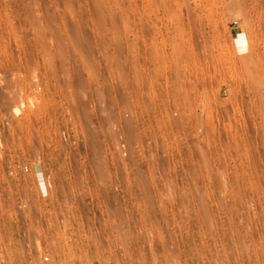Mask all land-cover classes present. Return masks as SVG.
Wrapping results in <instances>:
<instances>
[{"label": "rangeland", "instance_id": "1", "mask_svg": "<svg viewBox=\"0 0 264 264\" xmlns=\"http://www.w3.org/2000/svg\"><path fill=\"white\" fill-rule=\"evenodd\" d=\"M0 114L50 184L0 264H264V0H0Z\"/></svg>", "mask_w": 264, "mask_h": 264}, {"label": "built area", "instance_id": "2", "mask_svg": "<svg viewBox=\"0 0 264 264\" xmlns=\"http://www.w3.org/2000/svg\"><path fill=\"white\" fill-rule=\"evenodd\" d=\"M9 122L8 116L0 114V234H28L26 224L49 219L44 203L50 188L46 154L23 150V146L16 148L19 146H14V138L6 133ZM36 164L40 166L42 181L36 176ZM59 217L53 218L60 221ZM39 260L40 264H68L59 262L45 249Z\"/></svg>", "mask_w": 264, "mask_h": 264}]
</instances>
